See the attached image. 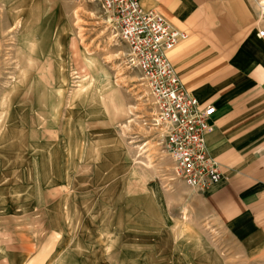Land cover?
I'll return each instance as SVG.
<instances>
[{
    "label": "rangeland",
    "instance_id": "rangeland-1",
    "mask_svg": "<svg viewBox=\"0 0 264 264\" xmlns=\"http://www.w3.org/2000/svg\"><path fill=\"white\" fill-rule=\"evenodd\" d=\"M248 2L264 31V0ZM150 116L140 72L99 2L0 0L2 194L36 208L19 241L36 248L50 230L44 244L98 264H141L142 250L171 246L181 263L252 264L200 192L173 176Z\"/></svg>",
    "mask_w": 264,
    "mask_h": 264
},
{
    "label": "crops",
    "instance_id": "crops-1",
    "mask_svg": "<svg viewBox=\"0 0 264 264\" xmlns=\"http://www.w3.org/2000/svg\"><path fill=\"white\" fill-rule=\"evenodd\" d=\"M141 7L156 9L187 34L166 56L200 107L215 108L206 146L222 178L200 192L198 201L242 254L251 256L250 263L264 264V37L257 36L256 12L248 0H141ZM4 187L1 181L0 264L99 263L93 254L84 258L81 250L44 244L50 230L36 248L19 241L25 238L19 224L36 208L29 199H4L3 191L10 190ZM24 207L31 211L20 213ZM37 217L31 222L43 216ZM177 249L142 250L141 264H194L188 257L181 263Z\"/></svg>",
    "mask_w": 264,
    "mask_h": 264
},
{
    "label": "built area",
    "instance_id": "built-area-1",
    "mask_svg": "<svg viewBox=\"0 0 264 264\" xmlns=\"http://www.w3.org/2000/svg\"><path fill=\"white\" fill-rule=\"evenodd\" d=\"M94 1L101 5L112 34L127 47L128 62L140 72L150 99L151 126L160 133L173 176L195 192L216 185L222 173L206 146L215 108L200 107L166 56L187 34L173 28L156 9L144 10L141 0ZM257 36L263 38L264 31L258 30Z\"/></svg>",
    "mask_w": 264,
    "mask_h": 264
}]
</instances>
